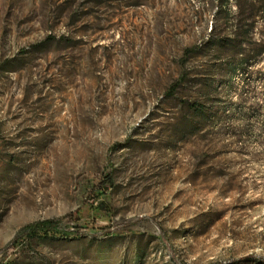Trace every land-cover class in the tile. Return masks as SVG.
Wrapping results in <instances>:
<instances>
[{
  "label": "rangeland",
  "instance_id": "obj_1",
  "mask_svg": "<svg viewBox=\"0 0 264 264\" xmlns=\"http://www.w3.org/2000/svg\"><path fill=\"white\" fill-rule=\"evenodd\" d=\"M0 264H264V0H0Z\"/></svg>",
  "mask_w": 264,
  "mask_h": 264
},
{
  "label": "trees",
  "instance_id": "obj_2",
  "mask_svg": "<svg viewBox=\"0 0 264 264\" xmlns=\"http://www.w3.org/2000/svg\"><path fill=\"white\" fill-rule=\"evenodd\" d=\"M196 50V47L189 48L185 51L184 58L182 60V67L185 66L188 55ZM184 80V75L182 74L179 80L170 88L168 94L173 93L176 88ZM109 179V178H108ZM107 184L112 185L111 181H108ZM22 235L26 237H37V236H61V237H71L73 235H78L77 231H70L63 227L62 220H44L32 223L22 229Z\"/></svg>",
  "mask_w": 264,
  "mask_h": 264
}]
</instances>
